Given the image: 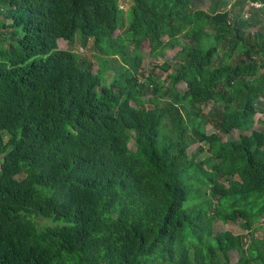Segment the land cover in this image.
<instances>
[{"label":"trees","instance_id":"obj_1","mask_svg":"<svg viewBox=\"0 0 264 264\" xmlns=\"http://www.w3.org/2000/svg\"><path fill=\"white\" fill-rule=\"evenodd\" d=\"M207 1L0 0V264H264V0Z\"/></svg>","mask_w":264,"mask_h":264},{"label":"rangeland","instance_id":"obj_2","mask_svg":"<svg viewBox=\"0 0 264 264\" xmlns=\"http://www.w3.org/2000/svg\"><path fill=\"white\" fill-rule=\"evenodd\" d=\"M230 1L234 2L235 0H230ZM206 3H208L207 0H206ZM132 4H133V3H132V0H120V2H119V7L123 10V12L121 13L122 17H128V18L130 17V7L132 6ZM3 10H4V9H3ZM2 15H3V16L6 15V10H4V11H0V17H1V18H2ZM245 17H247V15H245ZM124 30H125V29H124ZM124 30H119V31H117L116 35H117V34H120V33L123 34V32H124L123 37H125V31H124ZM11 34H12V33H10V32H7V33L5 34V40H4L5 44H4L3 46H5L6 49H7V46H8L7 43H8L9 40L12 42V44L15 45V44L17 43V41L21 38V36H19V35H17V36H13V37H12ZM58 45H59V47H60L61 49H69V48H70V47L67 46V44H66L65 42H63V41H61V40L58 41ZM74 45H75V46H74ZM74 45H73L70 49L73 50V51L77 50L79 53H78V52H75L76 54H78V55L81 54V55H80L81 57H84V58H86V59L92 61V63H93V71H96V69H97V64H96V59H95V57L93 56V54H96V55H97L98 52L92 50V47H93V41H92V40L88 41V42L86 43V45L83 46V47H86L85 49H84V48H81V49H80V48H78L79 46L76 47V44H74ZM3 46H2V47H3ZM175 54H176V50H169L166 59L172 60V59L174 58ZM144 55H145V58H146V65H145V67H146L149 71L153 70V69L155 68V66H157V65H162V64H164V61H165V60H163V59H154V58L150 57V56H149V49H148V48H145ZM158 71H159V70H158ZM105 74H109V72H106ZM160 74L162 75V79H163V80H167L166 82L169 81V79H168L169 72H160ZM106 77L109 78L108 76H106ZM105 82H106V81H105ZM105 84H106V83H105ZM262 108L264 109V105L262 106ZM260 116H261V115L259 114V115L257 116V118L259 119ZM258 126H259V123H257V127H258ZM261 127H264V125L262 124ZM207 132L210 134V133H214V132H218V131H217V129L214 128L213 125L209 124L208 127H207ZM237 135H238V131H235V133H234V137L236 138ZM226 139H227V137H226V136H223V140L225 141ZM197 147H198V146H193V147L190 149V152L195 151V150L197 149ZM40 223H44V222H43V221H40ZM256 225H261V226L264 227V218H263L262 220H259V221L256 223ZM222 227H223L222 223L219 222V221H218V222L216 221V223H215V230H216V229H220V228H222ZM224 228H225V229L232 230V231L235 232L236 234H238V233H246V231L242 230L240 224L229 223V224H227V225H224ZM263 236H264V229H263V230H260L259 232H257L256 237H258V238H263Z\"/></svg>","mask_w":264,"mask_h":264},{"label":"crops","instance_id":"obj_3","mask_svg":"<svg viewBox=\"0 0 264 264\" xmlns=\"http://www.w3.org/2000/svg\"><path fill=\"white\" fill-rule=\"evenodd\" d=\"M0 11H4V10L0 9ZM0 22H4L6 25H10L11 24V21L6 18V15H4V16L2 15V18L0 17ZM7 32H10V33L13 34V30L12 29H4L0 25V44H3V45L5 44L4 40H5V34Z\"/></svg>","mask_w":264,"mask_h":264}]
</instances>
